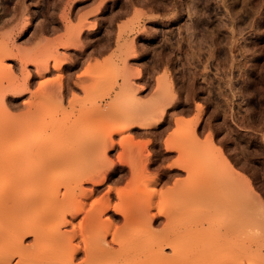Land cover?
Segmentation results:
<instances>
[{
  "label": "rangeland",
  "instance_id": "374dc122",
  "mask_svg": "<svg viewBox=\"0 0 264 264\" xmlns=\"http://www.w3.org/2000/svg\"><path fill=\"white\" fill-rule=\"evenodd\" d=\"M0 43V153L10 152L0 196L12 197L0 205V253L11 249L9 264H48L61 253L54 237L79 232L85 212L64 223L79 200L90 209L111 196L122 209L136 189L170 216L178 249H166L164 264H264V0H0ZM25 86L15 107L4 91ZM127 117L138 123L114 134ZM106 121L109 159L97 138ZM188 132L191 143L181 142ZM35 197L41 208L29 212ZM46 212L55 220L38 224ZM97 228L85 238L99 247ZM144 232L139 224L118 237ZM152 243L132 261L81 252L74 264H160Z\"/></svg>",
  "mask_w": 264,
  "mask_h": 264
},
{
  "label": "bare ground",
  "instance_id": "6f19581e",
  "mask_svg": "<svg viewBox=\"0 0 264 264\" xmlns=\"http://www.w3.org/2000/svg\"><path fill=\"white\" fill-rule=\"evenodd\" d=\"M67 45L69 46L70 44L67 43ZM2 47H4V46H2ZM58 57L59 56H53L52 58L55 59V62H54L55 65L54 66L59 71H61L63 64H62V61L58 59ZM61 59H63V58H61ZM47 64H46L45 70L49 69V65H47ZM30 76H31V73H28L27 74V78H29ZM60 78H61V75H60V77L58 79L59 82H58L57 85H60L59 86V89H60V94L59 95L61 97L62 96L61 93H63V86H62L63 83H61L62 81H61ZM136 88H132V89L135 90ZM26 90H28V86L27 87L25 86V87L21 88L20 91H18V90L17 91L16 90L13 91V89L12 90L11 89H7V90L4 91V93L5 94L11 93L13 95L12 96V99H10L11 100L10 102H12V104H13L14 101H16V98H19L18 94L21 93V92H24ZM56 92H57V90H56ZM56 92H54V94ZM135 92H136V90H135ZM55 96H57V95H55ZM155 102H156V104H154V105H155V107H157L156 105L159 104V103H157V101H155ZM14 104H15V107H16L17 106L16 105L17 103H14ZM147 105L149 106L148 107L149 110L154 107V105L151 104V103H149ZM201 107L202 106L199 105V108L200 109H201ZM148 108H147V106H145V108H143L145 110L144 113H149L148 112L149 111ZM151 113H153V111ZM161 113H163V110H162ZM152 116L154 117V115H152ZM127 118H128V120H126V122L123 124L124 126L121 129L118 128L119 130L118 129L117 130L115 129L114 134H118L119 135V134L123 133L124 131L128 130L129 128H131L134 125V123L137 122L136 120H134V119H136V117L135 118H133V117L132 118L127 117ZM149 118H147L148 120H146L144 118L145 120L139 122V127L156 126V125H159L160 124L161 116L159 118H154V119H149ZM110 122L109 121H106L105 123L101 124L102 125L101 126L102 127V130H101L102 132H101L100 137H97V138H99V141L101 143H103V146H100L102 144H100L99 146L100 147H103V149H105L104 152H103L104 156H101V157H106V158H107V155L105 154V151L108 152V150H106V149L107 148H113L115 146V142H114L115 138H113V133L110 134V128L113 126L112 125L113 123H110ZM71 132H72V135H73L77 131L75 132L74 129H73ZM189 132H188V135H185L186 136V140L185 141L182 140L181 142H184V143L186 142L187 143V140L188 141L190 140L189 143H191L192 139L191 138L190 139L188 138L190 136L189 134H191V137H195L194 134L192 136V133H195V132H193V131H191L192 133H189ZM66 133H68V132H66ZM184 134H186V132ZM185 136H183V137H185ZM125 140H124V142H125ZM173 140H175V139L173 138ZM181 142H180V144H181ZM124 145H125V143H124ZM181 145L182 146L179 145L180 148L183 147L184 144L182 143ZM185 145H184V147H185ZM189 146H190V144H189ZM104 147H106V148H104ZM184 147H183V149H184ZM172 148H177V147H175L173 144L168 143L167 144V149L169 150V149H172ZM103 149H102V151H103ZM183 149H181V150H183ZM143 150H144V148H143ZM131 151H132V149H131ZM178 151H179V149H178ZM7 152L8 151H5L3 154L0 153V160L3 159V158H5V155H7L6 154ZM135 152L136 151L133 150L132 155H134ZM12 153H13V151L11 152V154ZM14 153H16V152H14ZM9 154H10V152L8 153V155ZM8 155L6 156L7 158H9ZM21 155H23V154H21ZM222 155H223V152H222ZM135 156H137V155H135ZM106 158H104V160H106ZM223 158L226 161V159H225L224 156H223ZM101 159H103V158H101ZM107 159H109V158H107ZM111 160L110 161L108 160V162H111ZM60 161H63V160H60ZM59 162H57V163L59 164ZM112 163H109V165L112 164ZM138 164L139 163L137 162V165ZM177 165L179 166V168H185L184 167L185 165H183V164H180L179 163ZM132 168H133V166H132ZM134 168H136V166ZM137 174H138V171H137ZM134 176H136V175H134ZM105 180H106V176H103L102 177V180L101 181L99 180V181L101 183H103V182H105ZM92 181L94 183L96 182L95 180H92ZM158 181L159 180L157 178H155V179H152V180H146L144 183H146V184H148V182L157 183ZM130 182H128V184H131ZM101 183H99V184H101ZM248 184L250 185V182ZM136 188H138V187H136ZM97 189H99V188H97ZM133 190H131V192ZM138 191H139V193H141L140 192V189H136V191L134 190L135 193L134 192L131 193V194L129 193V194H127V196H125L126 198L123 197V199H124L123 202L124 203L126 202L127 206L124 207V205H123L122 209H120L119 207L117 208L116 206H113L112 205V202H111V199H110L111 196L101 197V198H98V199L93 200V204H92V207L90 209H86L85 202L83 200H79L80 202L78 203V209L76 211L70 212L71 218L69 219L66 216L64 217V223L65 224H70V223L71 224H74V221L73 220L77 217L78 213L79 212H83V213L85 212V217L83 216L84 218L80 222L79 228H77L78 226L76 227L79 230V232L76 229H74L71 234H67L66 232H59L54 237V242L58 243V245H59V247L61 249V253L59 252V254H52L49 257V260H47V261H49L48 264H74L75 260L78 258V255L81 252H83V254H85V256L88 258L87 260H89V261H92V259L90 260L91 257H96V259L94 258L95 261L97 260V258L98 259L99 258L100 259L101 258L102 259L103 258L106 259V257H109V258L112 257L114 259H119L121 261L122 260L132 261V259H137L138 256L140 258L141 255L144 254V251L143 250H145V246H148V244L151 243V242H153L151 244V246L155 248V251L154 252H155L156 256L159 258L160 264L166 263L167 259L170 257V255L166 253V249L167 248H171L174 253H176L177 252V249H178L177 248V245H176V240H175L176 237H174L175 231L174 230H171V228L169 229V227L167 225L168 223L166 222V220H168L170 218V216H169V214H167L165 211H162L161 209H159L158 211H155L156 210L155 208H157L158 202H159V201L156 202V200L154 199L155 196L153 198L152 196L151 197H148L147 195L145 196V194L144 195L143 194H140L141 196L143 195L141 197L139 195V193L138 194L136 193ZM88 194H86V195H88ZM108 195H109V193H108ZM83 196H85V193L84 192H83ZM1 197H3V196H0V198ZM40 199L41 198H39V197H37V198L36 197L35 198H31V200H29L28 204L26 205L27 206L26 207L27 210L29 208H34V209L35 208L36 209L39 208L40 209L41 208L40 207L41 206ZM9 200L11 201L12 200V197H11L10 194H7V195H5L3 197V199L2 198L0 199V205H2V204H6L7 205V202L10 203ZM63 209H64V211H67L66 210V207L65 208L63 207ZM113 209H114V214L111 213V210H113ZM68 210H70V209H68ZM43 211H45V210H43ZM109 211H110V213L112 215H114V219H111L109 217V218L103 220V216L105 214L109 213ZM164 217H165L166 220L163 219ZM55 218H56L55 216L49 214V212H46V213H42L41 215H39L36 218V221H37L38 224H45V223H49V222L54 221ZM199 222L200 221H198V223ZM139 224L145 225V232L142 235V237H140V240H137L135 237H132L131 238V241L129 243H127L125 239L118 237V235L121 234L126 227H136ZM155 224H165V225L159 231H155L154 230V225ZM192 224H195V223H191L190 225H192ZM8 227L11 228V226H8ZM97 227L98 228L100 227V229L102 230V231H100L101 232L100 233L101 236H99L100 237V239H99V244H100L99 247L96 246V244H95L96 241L93 242V241H90V240H86V238H85V233L88 230L90 231V230H92L94 228L96 229ZM33 232H35V231H33ZM35 234H36V232H35ZM78 234H80L83 237V239H84V245H79V244H75L74 243V239L77 237ZM109 237L111 238V241H109ZM111 242H115V243L119 244L118 250H116L113 247H111V245H110ZM10 250L11 249H9V251ZM9 251L7 252L5 250L3 253L2 252L0 253V264H9L8 263L9 260H10ZM136 255H138V256H136Z\"/></svg>",
  "mask_w": 264,
  "mask_h": 264
}]
</instances>
